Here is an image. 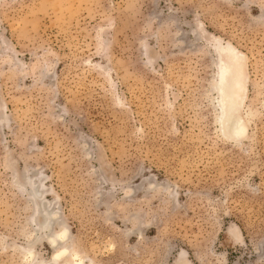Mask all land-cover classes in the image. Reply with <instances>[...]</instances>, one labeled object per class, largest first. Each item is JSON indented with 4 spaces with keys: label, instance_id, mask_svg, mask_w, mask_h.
Wrapping results in <instances>:
<instances>
[{
    "label": "rangeland",
    "instance_id": "1",
    "mask_svg": "<svg viewBox=\"0 0 264 264\" xmlns=\"http://www.w3.org/2000/svg\"><path fill=\"white\" fill-rule=\"evenodd\" d=\"M0 264H264V0H0Z\"/></svg>",
    "mask_w": 264,
    "mask_h": 264
},
{
    "label": "bare ground",
    "instance_id": "2",
    "mask_svg": "<svg viewBox=\"0 0 264 264\" xmlns=\"http://www.w3.org/2000/svg\"><path fill=\"white\" fill-rule=\"evenodd\" d=\"M226 50H227V52H232L233 50L231 49V48H226ZM228 68H229V65H228V63H226V61H220V63L218 64V78H216L217 79V81H216V83H215V85H214V89H216L217 91H218V94H219V105H220V109H221V115H220V119H223V115L226 113V116H227V118H228V121H227V123H225V125L223 126V130L225 131V132H229L230 134H234L235 135V133H236V130H238L237 129V127H238V118L237 117H235V115H233L234 113H232L234 110H233V108L234 107H230V109L228 108H226L225 109V107H227L225 104H226V100H227V96L225 95V93H224V82H223V77H224V74L226 73V71L228 70ZM233 110V111H232ZM227 111V112H226ZM232 114V115H231ZM226 122V121H225ZM47 210V209H46ZM45 211V210H44ZM49 212V211H48ZM52 216V215H51ZM51 218V217H50ZM49 219V214L48 213H46L45 212V214H44V225L45 226H49L48 225V221L50 220H48ZM64 234V232H62L60 235H59V237H62V236H64L63 235ZM51 236V235H50ZM52 236H54L53 234H52ZM52 236H51V238H52ZM66 236V235H65ZM55 238V237H54ZM64 251H60V252H56L55 253V257L57 258L59 255H61L62 253H63ZM59 258V257H58ZM57 258V259H58Z\"/></svg>",
    "mask_w": 264,
    "mask_h": 264
}]
</instances>
